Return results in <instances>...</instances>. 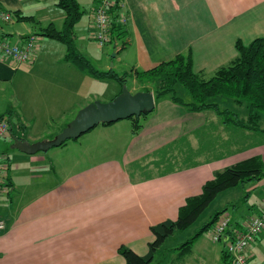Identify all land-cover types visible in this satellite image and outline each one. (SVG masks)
Here are the masks:
<instances>
[{
  "label": "crops",
  "instance_id": "obj_1",
  "mask_svg": "<svg viewBox=\"0 0 264 264\" xmlns=\"http://www.w3.org/2000/svg\"><path fill=\"white\" fill-rule=\"evenodd\" d=\"M77 1L85 12L74 26V43L90 61L98 60L100 70L110 67L93 44L101 52L110 46L115 56L108 57L130 75L190 50L193 70L208 78L235 59L237 40L247 44L264 38V0H121L123 33L99 47L93 38L97 0ZM0 9L19 10L37 20L12 17L0 24V36L12 43L36 34L38 25L61 27L64 19L56 0H0ZM64 56L61 42L41 36L31 62L13 68L0 59V115L10 110L23 125L11 127L16 137L51 139L61 130L57 126L65 124L63 116L96 96L89 88L99 79ZM131 128L130 119L99 124L35 154L11 147V133L0 138V156L6 158L0 172V217L5 221L0 264H124L118 247L145 255L154 239L150 226L176 219L186 198L199 194L217 170L251 156L264 162V131L223 123L211 109L188 111L168 98L155 103L137 133ZM219 133L223 135L216 141ZM262 179L243 187L247 198L255 188L262 192L254 204H230L236 218L219 241L204 232L189 252L164 251L161 264H231L230 257L225 259L226 241L264 204ZM246 255L248 264H264V230Z\"/></svg>",
  "mask_w": 264,
  "mask_h": 264
},
{
  "label": "trees",
  "instance_id": "obj_2",
  "mask_svg": "<svg viewBox=\"0 0 264 264\" xmlns=\"http://www.w3.org/2000/svg\"><path fill=\"white\" fill-rule=\"evenodd\" d=\"M119 2L120 0H115L114 5L109 10L112 16L109 29L110 42L119 38L123 33L120 31L121 22L118 20ZM56 5L64 12L61 27L50 22L46 25H38V31L35 33L61 42L65 46L64 60L71 62L93 78L115 81L120 86V92L122 85L126 83L128 74L119 75L112 68L100 70L94 67L91 61L76 48L73 39L74 26L83 16L85 10L77 0H56ZM10 14L15 21L37 23L34 16L21 14L19 10H11ZM235 48L237 50L235 59L216 69L208 78L201 77L193 70L190 50L178 53L151 69L136 70L130 76L139 83L150 86L143 87L142 91L151 90L155 103L161 98H168L191 112L211 109L221 118L223 123L248 130L264 131L260 125L264 115V38H255L247 44L237 40ZM179 89H183L186 93ZM220 98L231 99L237 110L222 107ZM239 110L244 111V114L240 113ZM146 116L147 114H141L139 117L131 116L128 118L132 124V133H137L141 129L142 120ZM12 117V111L8 110L0 115V121L7 122L8 133L15 136L11 127L15 125L18 128L24 129V127L18 121L13 123ZM15 118L17 120V117ZM100 124L108 125L110 123ZM3 137L5 136H0V138ZM18 138L22 139L21 137ZM67 141L63 142L62 145ZM5 159L1 158L4 168ZM263 177L264 162L260 156H251L217 170L211 179L203 183L199 194L186 198L185 203L179 207L176 219L165 220L150 226L154 239L148 243V251L145 255H138L126 245H120L117 252L124 258V264H161L164 253L159 254L158 251L165 239L172 235L175 230L186 229L190 226L221 191L235 187L243 188ZM223 211L215 212L210 220L205 222L194 235L174 249H180L185 253L189 252L194 240L207 232ZM224 254L225 259L230 257L227 251Z\"/></svg>",
  "mask_w": 264,
  "mask_h": 264
},
{
  "label": "built area",
  "instance_id": "obj_3",
  "mask_svg": "<svg viewBox=\"0 0 264 264\" xmlns=\"http://www.w3.org/2000/svg\"><path fill=\"white\" fill-rule=\"evenodd\" d=\"M115 0H97L93 10L94 33L93 38L99 47H103L110 42L109 29L112 16L109 13ZM122 7L121 0L119 2ZM12 16L9 11L0 9V24L9 22ZM118 20L121 24L126 23V16L118 14ZM37 37L31 33L24 36L19 43L10 42L7 37L0 36V59L17 68L24 63L31 62L35 51ZM8 123L0 121V136L8 135ZM0 172L4 166L1 163ZM1 179V178H0ZM1 189V185H0ZM230 224V218L226 213L220 216L212 229V240L219 241L227 232ZM5 228V221L0 217V231ZM264 230V204L260 207L258 214L248 218L242 228L234 229L229 234L226 241V251L230 255L231 264H248L247 247L250 242Z\"/></svg>",
  "mask_w": 264,
  "mask_h": 264
},
{
  "label": "rangeland",
  "instance_id": "obj_4",
  "mask_svg": "<svg viewBox=\"0 0 264 264\" xmlns=\"http://www.w3.org/2000/svg\"><path fill=\"white\" fill-rule=\"evenodd\" d=\"M13 24L15 26H19V27L24 28L22 24H17V22H15V21L13 22ZM28 24H30V23H28ZM36 31H38V29ZM36 37L37 38H41V36L40 35H37V34H36ZM93 48L96 51L95 53L98 54V55H100V59L104 57V60L106 62L108 60V67L112 68L119 75H121V74H128V77H127V80H126V83L125 84H126L127 88L131 92L140 91V90H142L143 87L146 88L147 86H149V85L144 84V83L143 84L139 83L136 79L133 80L132 77L130 76V74L128 73L127 68H123L124 70L123 69L120 70L119 68H117V64L114 65V62L111 60L110 57H108L109 54L111 55L113 53V52L110 53V51H109L111 49L110 46H107L105 48L104 52L98 51L100 49H97V47H96L95 44H93ZM97 61L98 60L94 59V60H91V63H92V65L94 67L100 69L99 68L100 67L99 66L100 64ZM105 64L106 63H104V69H105ZM111 64H112V66H111ZM123 71H127V72H123ZM98 82H99V83H97L98 85L91 84V86H90L89 89H90V91L95 90L96 91V96L93 95L94 97L88 98L89 99L88 101H90V102L91 101H95V100L108 101V100L112 99L115 96V94H112V96H111L110 95L111 94V90L113 91L114 88H119V85L117 83H115V81H111V80H108V79H99ZM179 90L185 92L183 89H179ZM11 92H12V88H11ZM219 101H220V104H221L222 107H229V108H231L233 110L234 109L237 110L235 108L233 102L231 101V99H229V98H220ZM16 103H18V96H17V99H15L12 102V104L15 105V106H16ZM75 111L72 112V113L66 114L65 116H63V118H61V121L62 122L64 121L65 124L63 126H60V128H59V125H58L57 126L58 129H62L74 117L75 113L77 112V111L76 112ZM239 111H240V113L244 114V111H242V110H239ZM123 120H124V122H127V120H129V119L127 118V119H123ZM59 121H60V119L56 120L55 122L58 124ZM260 125H261V127H264V115L262 117V120L260 122ZM220 135L222 136L223 134H220L219 133V137L218 136L216 137V135L214 136L216 141H217V139H220L221 138ZM52 148H55V147H52ZM2 172H4V171H2ZM262 181H264V177H263ZM3 182H5V181L3 180ZM4 187H5V185H4ZM245 193H246L245 189H243L241 187L229 188V189H226L224 191H221L210 202V204L201 212V214L198 216V218L190 226H188L186 229L175 230L172 235L168 236L165 239V241L162 244L160 250L158 251L159 254L160 253H163L164 251H167V249H172V248L180 245L182 242L186 241L188 238H190L192 235H194V233L205 222L209 221L210 218H211V216L215 212H219V211L224 210L221 213L220 216H222L224 213H226L230 219L231 218L232 219L236 218V210L230 204L231 203L239 204L237 202H240L241 203L242 201L247 202V204H249V205L254 204L257 201V199H259V197H260V195H261L262 192L259 193V190L257 188H255L252 191V194H251V196L249 198H247V196H245ZM227 203H229V204H227ZM214 224H213V226H214ZM213 226L211 228H209L208 231L205 232L203 235L206 236L207 238H211L210 236L212 235Z\"/></svg>",
  "mask_w": 264,
  "mask_h": 264
},
{
  "label": "water",
  "instance_id": "obj_5",
  "mask_svg": "<svg viewBox=\"0 0 264 264\" xmlns=\"http://www.w3.org/2000/svg\"><path fill=\"white\" fill-rule=\"evenodd\" d=\"M111 56L114 57L115 53L113 52ZM154 107L155 100L151 90L131 92L126 84H123L121 91L112 99L95 100L80 107L74 117L51 139L28 142L12 135L11 147L26 154L45 152L52 147L62 145L69 139L79 138L100 123H112L131 116L139 117L141 114L150 113ZM12 122H16L14 117H12Z\"/></svg>",
  "mask_w": 264,
  "mask_h": 264
}]
</instances>
